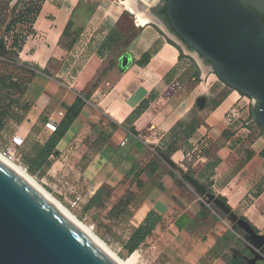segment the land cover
<instances>
[{"label": "crops", "instance_id": "0c3cea01", "mask_svg": "<svg viewBox=\"0 0 264 264\" xmlns=\"http://www.w3.org/2000/svg\"><path fill=\"white\" fill-rule=\"evenodd\" d=\"M79 1L45 0L24 48L32 74L8 128L23 140L26 166L55 139L46 188L92 208L128 191L115 223L128 240L152 214L140 246L156 264H264V132L246 121L249 99L207 73L184 74L186 53L152 20L160 0H132L143 24L121 1L96 0L65 45ZM49 118L60 137L45 128ZM203 140L211 145L195 156ZM207 194L236 221L214 212Z\"/></svg>", "mask_w": 264, "mask_h": 264}, {"label": "water", "instance_id": "95a60500", "mask_svg": "<svg viewBox=\"0 0 264 264\" xmlns=\"http://www.w3.org/2000/svg\"><path fill=\"white\" fill-rule=\"evenodd\" d=\"M166 29L203 71L253 100L264 132V24L239 0H164ZM210 66H204L203 62ZM232 221L233 214L207 194ZM255 238L253 231L238 222ZM0 264H113L64 217L0 164Z\"/></svg>", "mask_w": 264, "mask_h": 264}, {"label": "rangeland", "instance_id": "374dc122", "mask_svg": "<svg viewBox=\"0 0 264 264\" xmlns=\"http://www.w3.org/2000/svg\"><path fill=\"white\" fill-rule=\"evenodd\" d=\"M44 1L45 0H0V154L3 156L6 155L12 138L10 137L8 128L9 114L7 112H12L16 104L20 102L23 91L27 86L28 76L32 74V71H28L25 67L30 66V68H32L33 64L29 62L27 55L23 52H25V45L33 33V25L37 20ZM244 1H250L260 9H264V0ZM39 3H41V5L38 9ZM155 4L156 3L153 5ZM96 5V0L79 1V7L75 10L74 14V22L71 23L68 29L69 32L64 42L65 45L69 43L71 35H75L77 31L80 30L81 25L86 23L87 17L95 9ZM162 6L163 3L162 0H160V4L156 5L154 10H159V7L161 8ZM33 17L35 21L31 26L30 22ZM158 18L163 23L164 27L169 29L165 19L159 16ZM76 23L77 25L75 26ZM181 55L182 58L186 59L187 68L184 74L188 76V78L197 79L200 71L203 74L207 73L212 75L213 78H216L210 70L206 72L200 70L196 62L186 54L181 53ZM11 62H13V64H11ZM203 64L206 67L210 66L205 61ZM240 96L242 103L247 104L248 101L245 98L248 97L244 95ZM253 104V101L249 99V107L244 109L246 121L249 122L252 120L250 125L255 124V118H253L251 114L252 108H254ZM18 155L19 157L17 160H14V162L17 163L21 169L28 172L43 189L60 202L63 207L97 236L122 261L126 264H156L155 261H153L151 252L147 249V245L142 247L139 246L133 250L128 246V240L124 232L120 230L115 222L107 219L103 210H94V208L82 204L72 207L71 204L74 200L66 201L63 196L46 188L43 185L44 175L41 170L37 168V165H32V168L29 169L24 162V155L20 150H18Z\"/></svg>", "mask_w": 264, "mask_h": 264}, {"label": "trees", "instance_id": "16d2710c", "mask_svg": "<svg viewBox=\"0 0 264 264\" xmlns=\"http://www.w3.org/2000/svg\"><path fill=\"white\" fill-rule=\"evenodd\" d=\"M162 3H163V6L157 11V14H158L159 17H163L165 19V21H166L164 0H162ZM40 5H41V3L38 4V9L40 8ZM257 15L259 16V18L261 19L262 23L264 24V12L263 13H258ZM34 21H35V19L33 17V19L30 22L31 26L34 23ZM181 57H182V55H181ZM29 78H31V75L28 76V81H29ZM28 81H27V83H28ZM18 105H19V103L16 104L15 108ZM79 105H80V102L77 101L69 109L68 114L66 116V118H67L66 122H70L71 118H73V117H75L77 115V113H78V111L80 109ZM13 111L12 112L11 111L7 112L9 114L8 118H10L12 116ZM251 114H252L253 118H255V124H252V126H250V125L249 126L250 127H254L255 126V128L257 130L263 132L259 128V126H258V124L256 122V116H255V113H254V108H252ZM6 118H7V116H6ZM236 124H238V123H236ZM59 125H58V128L54 132V133H57L58 137H60L63 134V132H64V129H62L59 132V130H60V126ZM231 126L234 127V124H231ZM241 127L243 128L242 125L240 126V128ZM54 144H55V139L54 140H50L45 147H43L39 152L36 153V156H35L34 160L27 161V164L29 165V169L32 168V165H37V168H39L41 170L42 174L44 175L46 169L51 164L50 157H53L55 155ZM129 195L130 194H129L128 191L122 190V188H119L113 193V196H112V198H111V200L109 202H106L105 204H103L101 206H97L96 208H94V210H103V212L106 214L107 219L112 220L113 222H116L118 217H119V215L121 214V212L125 208L126 201H128L127 198H128ZM88 207H90V206H88ZM213 211L216 212L220 217H224V214L219 209L214 208ZM153 220H154V217H152V214L149 215L147 217V219L145 220V222L137 230H135L132 233V235L128 239V246L132 250L136 249L137 247H139L144 242L145 237L150 233V231H151V229L153 227V224H154ZM231 264H238V263L236 261H234Z\"/></svg>", "mask_w": 264, "mask_h": 264}, {"label": "bare ground", "instance_id": "6f19581e", "mask_svg": "<svg viewBox=\"0 0 264 264\" xmlns=\"http://www.w3.org/2000/svg\"><path fill=\"white\" fill-rule=\"evenodd\" d=\"M132 0L121 1L128 11L136 15L140 24L148 21L143 13L137 12L133 7ZM0 164L17 179L23 182L31 191L38 195L43 201L51 206L56 212L64 217L82 236L96 246L113 264H126L115 253H113L97 236H95L87 227L77 220L60 202H58L50 193L43 189L37 181L25 170L21 169L17 163L5 158L0 154Z\"/></svg>", "mask_w": 264, "mask_h": 264}, {"label": "built area", "instance_id": "2783aa9c", "mask_svg": "<svg viewBox=\"0 0 264 264\" xmlns=\"http://www.w3.org/2000/svg\"><path fill=\"white\" fill-rule=\"evenodd\" d=\"M247 99H251V98H247ZM251 101H253V100L251 99ZM238 112H239V109H236V110H232L228 114V120L231 123L232 122L234 123V122L239 120L240 117H239ZM58 125H59L58 123H56L51 118H49V122L45 125V128L49 132L54 133L55 130L58 128ZM22 144H23L22 138H20L19 136L12 137L11 141H10V146L8 147V150H7L6 155L4 157L11 160V161L17 160V158L19 157L18 150L22 146ZM210 145H211V143L208 140L201 141L200 143L197 144V146H195L194 152H193L194 155L198 156L199 154L204 153V151L207 150ZM80 201L81 200L79 197L75 198L71 204L72 207L77 206L80 203Z\"/></svg>", "mask_w": 264, "mask_h": 264}, {"label": "flooded vegetation", "instance_id": "af4514ba", "mask_svg": "<svg viewBox=\"0 0 264 264\" xmlns=\"http://www.w3.org/2000/svg\"><path fill=\"white\" fill-rule=\"evenodd\" d=\"M243 5H245V6H247V7H249V8H251L253 11H255L257 14L258 13H263L264 12V9H260L259 7H257L254 3H252V2H247V1H244V0H239ZM11 64H13V62H11Z\"/></svg>", "mask_w": 264, "mask_h": 264}]
</instances>
